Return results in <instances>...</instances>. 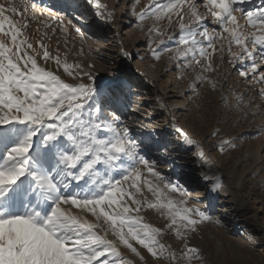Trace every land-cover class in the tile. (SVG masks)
<instances>
[{"label": "snow or ice", "instance_id": "snow-or-ice-1", "mask_svg": "<svg viewBox=\"0 0 264 264\" xmlns=\"http://www.w3.org/2000/svg\"><path fill=\"white\" fill-rule=\"evenodd\" d=\"M200 2L217 26L211 33L207 27L198 30L206 16L190 0H169L155 8L151 0L134 14L169 22L173 15L179 18L186 34L175 53L186 59V67L206 60L205 71H212V56L224 50L226 41L234 60L250 62L239 75L264 85V5L246 11L245 0ZM89 3L106 7L99 0ZM21 4L22 11L12 0L0 4V264H133L122 249L140 261L145 259L140 249L168 264L200 260V250L188 246L187 235L211 217L189 206L188 190L141 154L114 112L111 120L104 115L102 91L91 71L69 63L67 54L53 56L42 42V51L34 47L24 32L27 0ZM186 6L196 30L184 22ZM236 13L252 31H241ZM76 32L83 36L79 28ZM197 36L208 41L207 47ZM233 44L239 51L232 50ZM37 57L53 60L74 80L87 76L90 82L69 83ZM208 82L214 89L215 82ZM148 209L167 221L163 228L147 222L143 212ZM166 231L184 241L183 250L162 242Z\"/></svg>", "mask_w": 264, "mask_h": 264}, {"label": "rangeland", "instance_id": "rangeland-1", "mask_svg": "<svg viewBox=\"0 0 264 264\" xmlns=\"http://www.w3.org/2000/svg\"><path fill=\"white\" fill-rule=\"evenodd\" d=\"M99 2L106 7L97 8L89 0H27L25 35L38 50L42 42L53 56L67 54L69 63L91 71L102 91L104 115L111 120L114 112L140 145L141 154L188 190L189 206L211 217L187 235L188 246L198 248L201 256L191 264H264V96L260 95L264 85L239 75L250 62L234 60L224 41V50L212 56V71H205L206 60L186 67V59L175 53L186 34L181 33L177 16L169 22L134 14L144 11L151 0ZM168 2L155 0L153 8ZM190 2L206 16L198 30L207 27L211 33L217 26L210 14L200 0ZM12 3L23 10L21 0ZM261 5L264 0H245L241 6L254 11ZM182 15L196 30L187 6ZM236 15L241 31H252L243 14ZM13 19L21 18L13 15ZM197 39L207 47V40ZM232 50L239 48L233 44ZM37 59L69 83L90 82L87 76L72 79L51 59ZM209 80L215 82L214 89ZM145 194L152 198L146 189ZM143 215L155 226L167 223L153 210ZM161 239L173 250H183L184 241L173 232L166 231ZM140 251L144 261L122 249L133 264H168Z\"/></svg>", "mask_w": 264, "mask_h": 264}, {"label": "bare ground", "instance_id": "bare-ground-1", "mask_svg": "<svg viewBox=\"0 0 264 264\" xmlns=\"http://www.w3.org/2000/svg\"><path fill=\"white\" fill-rule=\"evenodd\" d=\"M53 6L54 7L58 6V2H54ZM121 105H122V103H121Z\"/></svg>", "mask_w": 264, "mask_h": 264}]
</instances>
